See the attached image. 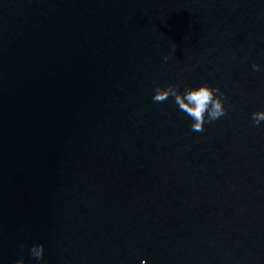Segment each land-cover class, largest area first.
<instances>
[{"label": "water", "instance_id": "1", "mask_svg": "<svg viewBox=\"0 0 264 264\" xmlns=\"http://www.w3.org/2000/svg\"><path fill=\"white\" fill-rule=\"evenodd\" d=\"M259 111L264 0H0V264H264Z\"/></svg>", "mask_w": 264, "mask_h": 264}, {"label": "clouds", "instance_id": "2", "mask_svg": "<svg viewBox=\"0 0 264 264\" xmlns=\"http://www.w3.org/2000/svg\"><path fill=\"white\" fill-rule=\"evenodd\" d=\"M165 57V61H167ZM255 71H261V65L253 64ZM169 97L174 98V102L179 109L184 111L193 121L191 128L193 131H203L206 123H212L226 114L224 105V94L219 87L213 88L207 84L197 87H186L183 92L177 85H169L167 88L157 87L154 102H164ZM253 119L259 125L264 122V111L253 113ZM32 256L39 262L44 256V245H33L31 248ZM16 264H24L18 260ZM145 264V262H143Z\"/></svg>", "mask_w": 264, "mask_h": 264}]
</instances>
